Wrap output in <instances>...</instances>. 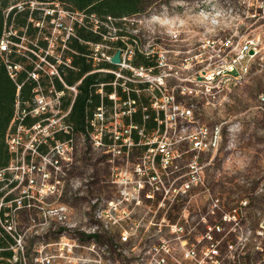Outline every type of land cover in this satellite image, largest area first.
<instances>
[{"label": "rangeland", "instance_id": "1", "mask_svg": "<svg viewBox=\"0 0 264 264\" xmlns=\"http://www.w3.org/2000/svg\"><path fill=\"white\" fill-rule=\"evenodd\" d=\"M150 1L148 15L126 20L129 38L121 39L128 47L112 72L113 85H136L143 80L140 73L149 75L145 94L160 97L152 104L163 111V137L153 136L145 152L139 144L131 149L129 138L123 141L125 151L105 148V134L108 139L121 135L117 116L106 132L99 119V129L89 139L72 136L57 152L34 158L40 169L34 190L42 198L31 199L30 208L16 209L12 218V232L21 236L24 247L13 264H159L160 256L167 264H205L200 251L207 239L192 235L209 226L219 243L218 264H264V0ZM47 10L41 6L37 15L52 13ZM72 21L73 16L58 10L55 19L39 26L52 38L50 54L57 38L63 42L68 36L58 24L71 27ZM115 38L97 49L111 50ZM129 39L157 61L155 69L131 66ZM245 45L252 52L246 53ZM43 93L52 120L23 139L28 149L36 135L63 125L65 112L55 107L52 93ZM183 109L190 115L182 116ZM179 176L191 183L185 195L178 193ZM21 180L14 198L22 191L30 196ZM38 205L61 208L57 231L53 222L43 225ZM172 205L178 211L172 212ZM177 218L184 227L181 235L194 243L192 259L179 257L182 247L175 238L180 234L168 227V220ZM214 223L221 232L213 230ZM125 230L128 240L123 243Z\"/></svg>", "mask_w": 264, "mask_h": 264}, {"label": "trees", "instance_id": "2", "mask_svg": "<svg viewBox=\"0 0 264 264\" xmlns=\"http://www.w3.org/2000/svg\"><path fill=\"white\" fill-rule=\"evenodd\" d=\"M32 2L38 5L31 7ZM41 6H47V11L52 13L39 17ZM151 8L150 0H0V42L6 43L5 50L0 47V169L7 167L11 158L5 136L16 112L15 106L18 104L21 109L28 105L31 107L35 96L43 92L62 93L58 98V111L65 112L66 116L61 119L63 125L60 128H54L45 138L37 137L34 146L38 154L45 155L51 148L69 143L75 135L89 139L99 129V119L106 132L107 124L114 122L117 116L120 123L116 131L121 135L115 139L110 134L112 137L108 139L105 134L101 139L105 148L114 146L125 151L128 146L123 141L129 138L131 149L139 144L141 151L145 152L153 136L163 137V111L154 109L152 104L160 97H146L145 90H149V84L140 80L136 85H113L115 75L112 72L118 67L103 57V54L112 56L119 50L121 54L128 47L121 39L129 38L124 26L126 20L148 15ZM58 10L73 16L74 21L66 40L62 42L57 38L58 46L50 54L48 41L52 38L50 33L44 36L39 26L55 19ZM112 35L116 40L110 42L111 50L97 49L109 45L108 39ZM133 42L134 39H129L134 58L131 66L155 69L157 61L140 52L138 44ZM50 66L54 67L56 74L47 75ZM8 67L13 69V77H10ZM32 75L38 78L34 79ZM49 116H27L23 123L29 128ZM159 159L157 156L156 162ZM55 161L56 164L60 162L58 159ZM154 196L156 201L162 198ZM173 211H178L175 205H172ZM3 219L0 214V221ZM205 232L193 233L192 237H202ZM9 243H12L11 238L0 225V248ZM12 257L13 252L9 250L0 254V258L11 260Z\"/></svg>", "mask_w": 264, "mask_h": 264}, {"label": "built area", "instance_id": "3", "mask_svg": "<svg viewBox=\"0 0 264 264\" xmlns=\"http://www.w3.org/2000/svg\"><path fill=\"white\" fill-rule=\"evenodd\" d=\"M49 14V13H48ZM60 23L58 24L59 28H62L65 31H68V35L72 31L70 27H65L61 26ZM68 37V36H67ZM5 42L1 40L0 42V47L2 50H5V47L3 46ZM245 49L246 53L252 52V50L245 45L243 47ZM239 59H243V57H240ZM42 60V59H41ZM109 61V59H108ZM42 62V61H41ZM46 62V61H45ZM44 62V63H45ZM47 64V63H46ZM14 69H17L14 67ZM9 75L10 77H13L15 74L13 72V69L8 67ZM147 72H150V70H147ZM56 74L55 69L53 66H50V70L47 73V75H54ZM140 77H142L143 80H140L142 82L150 83L148 80L149 75L148 74H142L140 73ZM34 79H37L36 75H32ZM161 80V79H160ZM156 87V86H155ZM158 89V87H156ZM70 91L76 92L74 88H69ZM62 93H55V100L56 103L55 107L59 108L58 104V98ZM261 100H264L263 97L260 98ZM16 112L14 115L13 120L11 121V125L7 130L5 139H6V145H7V150L8 154L10 155V162L7 167L0 169V214H2V217H4L3 220L0 221V225L3 229L4 232L8 234V236L11 238L12 243H9L6 245L5 248H0V254L4 250H9L13 252V257L11 260L9 259H4L0 258V264H13L12 260L14 259V256L16 254H21L24 252V247H23V241L21 236L14 235L12 231H14V228L12 227V218L16 217V209H19L21 207H31V199H35L36 197L42 198V196L38 193V190H34L35 187H37V172L40 171V169L36 166L34 163V158L39 157V158H45L48 155V152L50 150L57 152L60 148L59 146H56L55 148H51L45 155L38 154L37 151L35 150V143H31L32 147L28 149V145H26V142L24 140H29L30 136L34 131H42L44 130V127L52 120L51 112L50 109L47 107L46 100L44 93L39 94L35 96L34 98V105L30 107V105L25 106L24 109L19 108L18 104L15 106ZM50 114L49 117H45L36 124L30 126L29 128L23 123L24 119L28 116L34 118V117H44V115ZM181 115H190V110L183 109L181 111ZM66 116V113L65 115ZM63 116V117H64ZM62 117V118H63ZM54 128H60L57 126H54L51 128L50 131H46L45 135L43 134L42 136L36 135V137H42L45 138V136H48L51 134V131ZM64 129H66L64 127ZM24 139V140H23ZM38 140V138H37ZM36 140V141H37ZM35 141V142H36ZM201 142V141H200ZM198 146V145H197ZM57 160V159H55ZM53 160L54 162H56ZM22 179L21 181L25 182V185L27 189L31 190L30 196H28L27 191H22V195L15 197L13 196L12 192L15 189L16 186H19L18 184L19 179ZM183 176H179L176 180H180V189H179V195H185L187 191L191 187V183L189 180H183ZM182 179V180H181ZM36 193V194H34ZM155 194V193H154ZM35 196V198H34ZM160 196V195H159ZM151 197V196H149ZM177 198V197H176ZM28 199V200H26ZM28 203H27V202ZM38 210V215L44 220L43 225L50 224L53 222L52 229L57 231V226H59L62 222V211L61 208L59 207H50V208H44L43 206L38 205L37 206ZM234 216V215H233ZM47 217L51 218L52 221H47ZM180 217V215H178ZM178 219V218H177ZM224 220H227V217H224ZM47 221V222H46ZM46 222V223H45ZM169 225L168 227L173 228L176 230V233L180 234L178 235L175 239L180 242L182 251L179 254V257L187 260V259H192L196 255V250L193 248L194 243L190 242V237H184L181 234L183 233V228L182 225L179 223L178 220H173V221H168ZM15 224V222H14ZM213 230L216 232H221V226L218 225V223L212 224ZM212 229L209 226L208 230L202 235V237H197V238H202L201 240L207 239L206 242L207 245L203 246L201 248V256L202 259L204 260L205 264H218V259H219V249H218V241L217 243H214L213 238L211 236ZM123 243L128 240V232L125 230L123 233V237L121 238ZM195 242V241H194ZM174 251L171 252L169 257L172 259L174 256ZM178 251V250H177ZM16 253V254H15ZM194 256V257H193ZM166 259L162 256L159 257L158 263L159 264H167ZM175 259V258H174Z\"/></svg>", "mask_w": 264, "mask_h": 264}, {"label": "water", "instance_id": "4", "mask_svg": "<svg viewBox=\"0 0 264 264\" xmlns=\"http://www.w3.org/2000/svg\"><path fill=\"white\" fill-rule=\"evenodd\" d=\"M109 62L114 66H120L122 59L120 58V50L109 58Z\"/></svg>", "mask_w": 264, "mask_h": 264}]
</instances>
